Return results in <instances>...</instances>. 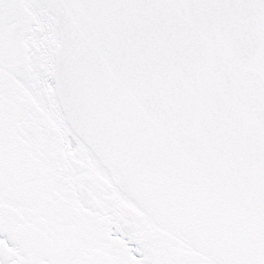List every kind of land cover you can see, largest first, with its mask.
Segmentation results:
<instances>
[{"label":"snow or ice","instance_id":"6c2138e0","mask_svg":"<svg viewBox=\"0 0 264 264\" xmlns=\"http://www.w3.org/2000/svg\"><path fill=\"white\" fill-rule=\"evenodd\" d=\"M0 264H264V0H0Z\"/></svg>","mask_w":264,"mask_h":264}]
</instances>
